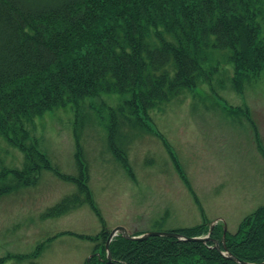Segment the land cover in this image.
<instances>
[{
	"label": "rangeland",
	"instance_id": "374dc122",
	"mask_svg": "<svg viewBox=\"0 0 264 264\" xmlns=\"http://www.w3.org/2000/svg\"><path fill=\"white\" fill-rule=\"evenodd\" d=\"M234 77L225 65L210 83L139 118L126 108L129 94L106 92L78 109L59 106L27 122L53 169L72 179L51 169L24 186L8 179L14 190L0 194V264H85L101 240L82 236L104 228L168 233L207 219L237 232L264 206V72L241 88ZM0 159L1 170L24 167L22 151L3 135ZM82 177L100 214L86 201L61 217L47 216L67 196L87 200L77 183Z\"/></svg>",
	"mask_w": 264,
	"mask_h": 264
},
{
	"label": "trees",
	"instance_id": "16d2710c",
	"mask_svg": "<svg viewBox=\"0 0 264 264\" xmlns=\"http://www.w3.org/2000/svg\"><path fill=\"white\" fill-rule=\"evenodd\" d=\"M230 64L239 88L264 72V0H0V135L25 158L21 170H1L0 159V194L14 190L7 183L12 175L23 186L43 169L72 179L53 169L32 141L26 123L34 118L67 104L78 109L106 92L129 94L126 108L139 118V112L147 115L210 83ZM77 181L87 200L80 193L68 196L47 216L61 217L86 201L100 214L87 177ZM210 224L205 219L172 232L205 236ZM108 236L104 229L97 238L87 237H101L102 243L85 264H239L215 246L213 239L224 249L221 222L206 243L119 235L110 244L111 262ZM225 244L242 261L264 262V206L245 217L237 232L228 231Z\"/></svg>",
	"mask_w": 264,
	"mask_h": 264
},
{
	"label": "water",
	"instance_id": "95a60500",
	"mask_svg": "<svg viewBox=\"0 0 264 264\" xmlns=\"http://www.w3.org/2000/svg\"><path fill=\"white\" fill-rule=\"evenodd\" d=\"M213 225L211 226V230H210V233L212 232V229H213ZM226 227H225V233L224 235L226 234ZM118 234H121L123 235L125 238L127 239H131V240H144V239H147L151 236H172V237H175V238H179L181 240H187V241H200V242H206L208 240H210V237L209 236H205V237H196V238H188V237H184L178 233H148V234H144L142 236H138V237H135V236H131L128 231L125 229V228H122V227H119V228H116L113 232H111L110 236H109V239H108V242H107V247L109 248V244L110 242L113 240V238L115 236H117ZM216 247L221 250L219 244L216 245ZM225 251H226V255L235 260L236 262L240 263V264H264V262L262 263H248V262H244V261H241L239 260L236 256H234L233 254H231L230 252H228L227 250V247H225ZM109 260H111V253H109Z\"/></svg>",
	"mask_w": 264,
	"mask_h": 264
}]
</instances>
